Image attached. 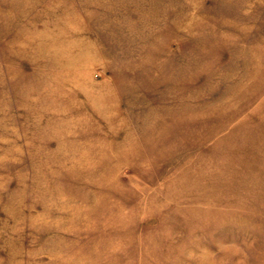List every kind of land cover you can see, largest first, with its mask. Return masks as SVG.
Returning <instances> with one entry per match:
<instances>
[{
    "label": "rangeland",
    "instance_id": "obj_1",
    "mask_svg": "<svg viewBox=\"0 0 264 264\" xmlns=\"http://www.w3.org/2000/svg\"><path fill=\"white\" fill-rule=\"evenodd\" d=\"M0 264H264V0H0Z\"/></svg>",
    "mask_w": 264,
    "mask_h": 264
}]
</instances>
